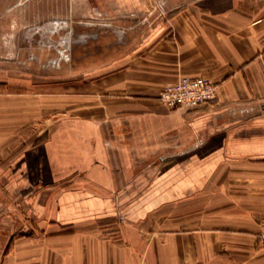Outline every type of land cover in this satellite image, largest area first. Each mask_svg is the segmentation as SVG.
<instances>
[{"label":"crops","instance_id":"0c3cea01","mask_svg":"<svg viewBox=\"0 0 264 264\" xmlns=\"http://www.w3.org/2000/svg\"><path fill=\"white\" fill-rule=\"evenodd\" d=\"M103 2L45 136L0 98V264H264V0ZM184 75L216 98L164 104Z\"/></svg>","mask_w":264,"mask_h":264},{"label":"rangeland","instance_id":"374dc122","mask_svg":"<svg viewBox=\"0 0 264 264\" xmlns=\"http://www.w3.org/2000/svg\"><path fill=\"white\" fill-rule=\"evenodd\" d=\"M179 1L155 0V3L162 11L167 3ZM104 6L103 0H0V98L6 97L12 101L31 98L37 101V115L29 110L32 108L30 104L25 105L27 118H22L25 117L22 112L24 105L20 108L17 101H14L17 106L12 104L11 123L18 127L20 119L27 130L26 136L17 133L11 138L12 148L32 144L41 130L46 131L45 136L57 124V114L65 109L60 101L57 107L56 100H63L68 88L81 91L82 74L73 77L72 60L63 69H57L53 65L56 63H52L57 55L55 48L42 47L38 43L41 35L37 32L44 27L41 37L53 41L55 45L58 38L73 32L74 45L71 48L79 54L80 51H76L79 47L82 49L83 43L77 39L82 35L108 30L116 32L122 28L114 22ZM53 28H57L58 32H52ZM69 52L72 54V51ZM31 56H37L39 61Z\"/></svg>","mask_w":264,"mask_h":264},{"label":"built area","instance_id":"2783aa9c","mask_svg":"<svg viewBox=\"0 0 264 264\" xmlns=\"http://www.w3.org/2000/svg\"><path fill=\"white\" fill-rule=\"evenodd\" d=\"M215 98L216 86L204 76H181L163 86L159 94V99L171 108H196L211 103ZM257 237L264 244V217Z\"/></svg>","mask_w":264,"mask_h":264},{"label":"flooded vegetation","instance_id":"af4514ba","mask_svg":"<svg viewBox=\"0 0 264 264\" xmlns=\"http://www.w3.org/2000/svg\"><path fill=\"white\" fill-rule=\"evenodd\" d=\"M53 31L52 32H58V29L57 28H53L52 29ZM40 31L41 32H44L45 31V28L42 27L40 28ZM41 32H37L38 34H40L41 36L44 35V33H41ZM40 36L39 38V44L42 46V47H49V48H55V52H57V55L54 56V58L52 59V63H56V64H53L57 67V69H63L64 66L68 65L69 62H73V56L71 57V55L74 54L73 52V48H71L72 45H74V40H73V32H70V33H66L64 34L63 37L61 38H58V40H56L58 43L55 45V43L53 41H46V39H44V36L43 38ZM89 36H97V34H94V35H89V34H86V35H82L81 37H79L77 40L78 41H81L83 43V41L85 39H88ZM49 42V43H48ZM48 44V45H46ZM72 51V54L69 52ZM70 53V54H69ZM32 58H34L35 61H39L38 57L37 56H31ZM45 60H43L44 62ZM62 64V65H61ZM72 64H71V68H72Z\"/></svg>","mask_w":264,"mask_h":264}]
</instances>
